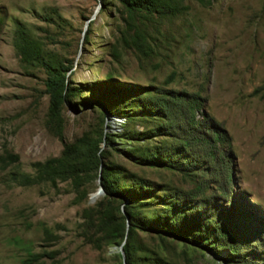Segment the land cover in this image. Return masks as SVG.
<instances>
[{
    "label": "rangeland",
    "instance_id": "rangeland-1",
    "mask_svg": "<svg viewBox=\"0 0 264 264\" xmlns=\"http://www.w3.org/2000/svg\"><path fill=\"white\" fill-rule=\"evenodd\" d=\"M175 3L160 14L124 0H0V264H126L128 214L155 222L171 200L227 206L244 261L137 228V264H264V0ZM62 77L54 91L70 93L53 111L48 83ZM109 85L125 116L95 102ZM151 151L170 166L141 163ZM48 159L65 163L55 178H13ZM103 165L133 200L104 196Z\"/></svg>",
    "mask_w": 264,
    "mask_h": 264
},
{
    "label": "trees",
    "instance_id": "trees-1",
    "mask_svg": "<svg viewBox=\"0 0 264 264\" xmlns=\"http://www.w3.org/2000/svg\"><path fill=\"white\" fill-rule=\"evenodd\" d=\"M201 5H209L214 0H197ZM102 4H106L101 2ZM124 4L130 9H143L145 11L165 14L171 12L175 8V0H124ZM54 80V78L52 79ZM55 80L54 83H48L49 90L52 92V110L56 111V108L59 104L63 103L65 97L70 93L68 89L67 94L64 95L62 92L56 93L54 90L58 87L59 84L63 81V77L60 81ZM104 88V87H103ZM123 89L118 88L115 85H109L106 87L103 92L95 93L94 100L99 107L103 109L109 116H125L123 113H117L116 109H111L108 103V97L113 94H119ZM179 95V94H177ZM175 95V98L179 96ZM114 97L113 99H115ZM112 100V99H111ZM145 102L144 109H149L151 101ZM161 105L167 107V102L162 100L159 102ZM162 106V107H163ZM143 110V109H142ZM156 112V111H155ZM147 134H150L148 132ZM145 135V134H144ZM108 136V135H106ZM213 138L219 139L221 134L213 133ZM206 134H200V143L204 145V148L207 150L206 155L211 160V162L217 163L216 153L212 150L213 145L211 144ZM96 152V151H95ZM95 152L93 154H95ZM167 158L173 156V154H167ZM165 156V157H166ZM5 158H8L11 161H16L17 156L14 154L7 153ZM5 158H1L2 161ZM61 160V161H59ZM174 160V159H171ZM96 163H101L100 157L95 156ZM139 161L141 163L147 164L149 166H161L167 165L170 166L169 160L164 158V155L155 152H144L139 156ZM220 164V162L218 163ZM36 166V174H24V175H13V178L22 185H29L33 183H41L43 181L55 178V174L61 168L63 170L65 168V163L63 159H48L44 162H37ZM107 167L103 165L101 169V180L100 184L105 193V197L112 198H123L125 200L131 201L133 200V196L127 194L124 191H119L115 189L109 181L107 176ZM229 179V177H228ZM142 183V182H141ZM145 185L142 183V187ZM145 190H147L144 187ZM224 194H228L225 189L222 190ZM167 207L163 209V211L158 215L156 221H140L139 224L136 223L135 216L132 213L128 214V230L126 235H120L121 239L125 237V243L123 245L124 255H125V263L126 264H137L135 258H133L134 251L132 253V241L133 235L137 228H144L147 230H153L158 234L165 233L175 239L191 242L196 245H199L202 248H209L214 251H219L222 249L221 247H226L228 257H225L224 260L227 262L241 263L243 262L244 255H242L241 246L239 237L234 235L233 230L231 228V218L227 215V206L225 205H216L213 210L206 214L201 207L197 206L193 211L186 212L184 208V201L175 202V201H167L165 202ZM112 221L105 222L104 231H107L111 228ZM242 242V240H241ZM264 258V257H263ZM248 261V260H247ZM161 264V263H156Z\"/></svg>",
    "mask_w": 264,
    "mask_h": 264
},
{
    "label": "water",
    "instance_id": "water-1",
    "mask_svg": "<svg viewBox=\"0 0 264 264\" xmlns=\"http://www.w3.org/2000/svg\"><path fill=\"white\" fill-rule=\"evenodd\" d=\"M102 191V188L98 189V192Z\"/></svg>",
    "mask_w": 264,
    "mask_h": 264
}]
</instances>
